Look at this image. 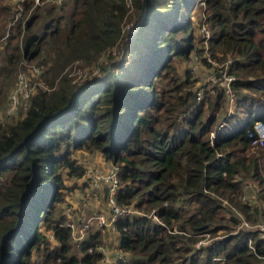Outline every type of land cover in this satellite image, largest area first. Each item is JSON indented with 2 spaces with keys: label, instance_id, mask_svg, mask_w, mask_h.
Instances as JSON below:
<instances>
[{
  "label": "trees",
  "instance_id": "1",
  "mask_svg": "<svg viewBox=\"0 0 264 264\" xmlns=\"http://www.w3.org/2000/svg\"><path fill=\"white\" fill-rule=\"evenodd\" d=\"M17 4L0 0V77L35 63L42 82L0 121V264H99L102 231L78 245L61 207L64 183L87 173L75 152L89 145L119 165L116 202L140 211L115 219L125 253L115 264H264L259 231H235L238 212L264 222V147L248 135L264 122V0H24L16 18ZM200 8L209 50L236 76L228 114L223 87L198 100L190 72L177 71ZM128 17L137 30L125 36ZM115 46L120 58L98 74L67 72ZM249 178L260 203L242 199Z\"/></svg>",
  "mask_w": 264,
  "mask_h": 264
},
{
  "label": "rangeland",
  "instance_id": "2",
  "mask_svg": "<svg viewBox=\"0 0 264 264\" xmlns=\"http://www.w3.org/2000/svg\"><path fill=\"white\" fill-rule=\"evenodd\" d=\"M14 1L15 0H7L8 3H13ZM51 2L53 1L47 3ZM128 6L129 13H133L135 8L132 5L131 1L128 3ZM15 7L19 8L20 6L17 4L15 5ZM205 15L206 12H204V8H200L199 12L196 15L194 14V19L196 20L194 29V42L196 47L192 49L190 57L188 59H178L176 62L177 71L183 79L186 78L187 72H190L192 79H194V84L191 85V88L192 90L196 91V94L197 90L199 91L200 89L208 91L212 86H215V88L222 86L221 84H219V82H215L214 80H212V78L218 73L217 69L215 68L217 66L216 64H206L208 62H203L202 64L198 63V59L204 60V57L207 54L202 32L203 24H207L208 26V23L205 20ZM11 23L12 22L10 21L9 24ZM137 23L138 21H136L135 18H126L122 25L124 35L126 36V34H131V32L134 33L137 30ZM130 36L132 35H127V38H129ZM200 39L202 41H200ZM3 42L4 38L1 39L0 45L1 43L3 44ZM118 47L115 46L110 48V50L102 52L97 56V58H95V60H92L91 63L85 62L82 59H78L67 67V72L77 82L83 79L90 78L100 72L99 66L107 59V57L112 58V60L120 58V50ZM210 54H212L211 51ZM34 64L35 63L28 65L29 68L27 69H24L21 65H18L16 74L10 80L3 79V77H0V121L11 117L8 113V108L10 106V98L12 92L15 90L17 84L19 83V78L21 74L25 75V78L30 84L31 93L34 90L35 85L40 84V82H42V79L38 77V74L41 71L37 72L33 67ZM185 88L186 86L183 85L182 90ZM216 92L217 90H213L212 92H206L203 98H208L210 95L214 96ZM28 100L29 96L21 98V102L16 110V114L19 113L20 115L21 110L26 107ZM228 103L229 102L227 101V104L225 106L227 114L230 113ZM219 114H221V112ZM221 122L219 123V125L221 124ZM211 134L213 136V132ZM75 155L79 157L80 163L86 169L87 173L83 178L79 179V181L77 182H74L72 179H69L64 183L63 191L65 192V200L61 203L63 211L66 213L68 208H71L73 210L72 218L77 223L80 221H84L85 219H88L96 214H104L105 216L109 217L110 205L108 202L107 193L108 185L104 182H101L97 187L92 186L93 181L91 175L97 171H106L107 169L111 168L113 164L105 159V157L102 155V152L100 150H97L96 145H89L88 150L85 151H76ZM258 182V180H253L250 178L245 180L244 182V195L248 199L250 198V201L254 203H260V200L256 195L259 184ZM243 217L245 216L243 215ZM91 228L99 229L97 224L92 225ZM102 233L103 242L98 244V247H104L108 254L114 256L119 252L118 244L120 236L118 235V232L112 227H110L106 228L105 231ZM221 233L222 232H219V234L215 235V237H221ZM206 237L208 239L211 238L210 235ZM75 246L76 247L74 248V253L79 257V246L77 244H75ZM100 263L101 261H99V264Z\"/></svg>",
  "mask_w": 264,
  "mask_h": 264
},
{
  "label": "built area",
  "instance_id": "3",
  "mask_svg": "<svg viewBox=\"0 0 264 264\" xmlns=\"http://www.w3.org/2000/svg\"><path fill=\"white\" fill-rule=\"evenodd\" d=\"M18 2V5L20 6L17 10L16 18L18 15L21 13L22 10V5L24 0H15ZM56 2V3H61L62 0H34L35 4H43L47 2ZM130 2V1H129ZM15 18V19H16ZM202 32H203V37L205 41V49L207 54L203 59H198V63L202 64L203 62H208L206 64H216L217 66L215 67L219 72L212 78L215 82H219L224 89L225 92L228 96V105L229 109L231 110L235 104V91L232 86V82L236 78V76L233 73L229 72V64L231 62V58H229L225 62H219L217 59L210 54L209 50V39L211 38V30L207 26V24H203L202 27ZM209 50V51H208ZM34 69L37 72H40L41 69L38 65L34 64L33 65ZM213 67V66H212ZM215 86H212L208 91L212 92L214 90ZM207 90L200 89L199 91L197 90V98L198 100L203 99L205 93ZM31 95V88L30 84L28 83L27 79L25 78L24 74L20 75L19 78V83L17 84L15 90L11 94L10 98V106L8 108V113H14L16 108L19 106L21 102V98H25L27 96L30 97ZM249 138H250V143L253 148L257 147H264V122L262 121H257L253 127L252 130L249 131ZM119 165L118 164H113L111 168L107 169L106 171H97L94 172L91 177L93 184L92 186H99L101 182H104L108 185L107 188V193H108V202L110 207L112 208V216L108 217L105 216L104 214H96L88 219H85L84 221L80 222H75V220L72 218L73 210L71 208H68L66 215H67V225L71 228L72 236L75 242L79 245L83 242L85 239L88 231L90 230L91 226L94 224H97L99 229L104 232L106 228L112 227L115 229V219L118 215L121 214H130L133 212H139L134 207L132 206H120L115 199V194L118 189V183H119ZM243 200H246L247 197L244 195L242 197ZM151 215L154 217L155 220H159L156 214L151 213ZM238 215L241 218V223L237 227V230L246 228V229H252V230H258L261 237L264 238V222H258V223H251L249 222L245 217H243L242 213L238 212ZM116 230V229H115ZM236 230V231H237ZM209 236V234H206ZM207 237L203 240H200L197 242V245L204 244L207 241ZM99 246V245H98ZM96 247L97 251L100 252L101 254V263L100 264H112V263H117L119 260H122L125 258V253L119 249V252L115 254L114 256H111L108 254L106 249L104 247ZM249 247L252 250H255V246L252 241L249 242ZM92 251V248L89 249Z\"/></svg>",
  "mask_w": 264,
  "mask_h": 264
}]
</instances>
